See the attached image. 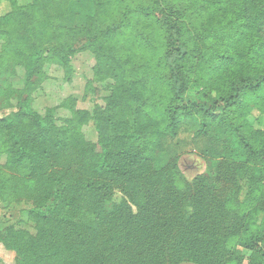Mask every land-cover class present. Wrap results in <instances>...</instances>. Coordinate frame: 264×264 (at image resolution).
<instances>
[{"label": "trees", "instance_id": "trees-1", "mask_svg": "<svg viewBox=\"0 0 264 264\" xmlns=\"http://www.w3.org/2000/svg\"><path fill=\"white\" fill-rule=\"evenodd\" d=\"M3 1L0 62L23 74L13 110L0 115V201L25 206L23 226L0 227L17 264H242L238 246L248 264H264V217L255 224L238 198L239 174L254 189L264 181V129L247 110L264 107V0H92L78 29L63 25L72 0ZM142 20L147 35L122 39ZM85 50L94 58L86 85L103 83L105 105L35 108L44 64L69 71ZM90 120L95 140L82 130ZM182 125L225 136L209 151L213 175L189 183L173 163L159 166L157 145Z\"/></svg>", "mask_w": 264, "mask_h": 264}, {"label": "rangeland", "instance_id": "rangeland-1", "mask_svg": "<svg viewBox=\"0 0 264 264\" xmlns=\"http://www.w3.org/2000/svg\"><path fill=\"white\" fill-rule=\"evenodd\" d=\"M19 4L26 5L31 0H17ZM11 10V5L7 1L0 3V16L7 14ZM95 7L92 0H72L69 3L68 12L65 16L63 25L68 28L78 29L85 26L87 19L93 15ZM147 22V23H145ZM142 20L138 29H126L125 38H132L137 34L147 35L150 32V20ZM145 39V38H144ZM125 45H129L126 42ZM124 45V46H125ZM137 57L146 63L152 62L151 53L143 46H134ZM94 63V58L89 51H80L71 59V68L69 71L56 62H46L42 68L44 79L41 85L33 93V106L39 110H44L46 107H54L62 100H68L73 107L93 113L96 107L104 106L109 92L103 87V83L93 80L87 84L92 75L91 66ZM23 74L20 67H15L12 63L0 62V115L8 114L13 105L17 101V90L22 86ZM150 94V93H149ZM156 99L161 100L162 92L158 87L156 90ZM12 105V107H10ZM162 107V104H158ZM66 107L58 108L59 116H66L69 110ZM248 121L254 127L264 129V107L263 105L248 102ZM85 136L90 140H95L97 137L96 124L90 120L82 126ZM196 129L182 125L179 128L176 136H167L161 143L157 145L155 155L159 166L173 163L176 166L178 173L189 183L199 175H213L214 163L216 162L210 150L220 149L224 142L225 136L212 131L209 136L195 135ZM161 144V145H160ZM1 145V144H0ZM160 145V146H159ZM0 156V161H1ZM1 173H6L3 167H0ZM240 184L239 202L241 209L254 214V223L259 224L263 217L264 211L261 210L258 204L264 203V181L259 189H254L250 185L249 175L241 173L238 176ZM121 194L115 193V199H119ZM24 205L15 206L12 210L4 207V203L0 201V227L4 224L12 223L23 226L22 210ZM243 256L242 264H248V256L250 252L246 249L238 248ZM0 264H17V256L7 250L0 242ZM181 264H193L184 262Z\"/></svg>", "mask_w": 264, "mask_h": 264}]
</instances>
